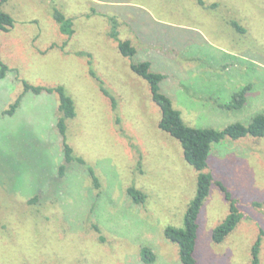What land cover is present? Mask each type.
Listing matches in <instances>:
<instances>
[{"label": "rangeland", "instance_id": "rangeland-1", "mask_svg": "<svg viewBox=\"0 0 264 264\" xmlns=\"http://www.w3.org/2000/svg\"><path fill=\"white\" fill-rule=\"evenodd\" d=\"M201 2L10 0L2 7L15 24L0 32L10 68L0 80V264H146L144 247L152 264H182L164 232L183 228L199 173L159 128L161 109L130 64L148 61L166 76L161 92L190 127L222 130L264 114V0ZM54 7L74 20L72 37L60 32ZM110 17L137 49L133 58L109 37ZM92 74L116 98L115 110ZM23 80L62 86L72 97L77 117L67 122L68 143L93 167L99 189L87 167L64 160L56 93L28 92L13 116L4 114ZM246 86L242 109L223 107ZM204 172L225 185L243 218L222 244L213 242L230 214L214 182L198 219L197 264H250L264 231V137L214 144ZM131 186L145 203L133 202ZM260 258L264 264V237Z\"/></svg>", "mask_w": 264, "mask_h": 264}, {"label": "trees", "instance_id": "trees-1", "mask_svg": "<svg viewBox=\"0 0 264 264\" xmlns=\"http://www.w3.org/2000/svg\"><path fill=\"white\" fill-rule=\"evenodd\" d=\"M10 0H0V32H9L14 27L15 19L10 13L3 11L2 7ZM202 4L201 0H198ZM53 17L59 26V30L62 34L68 36V38L74 35V20L71 17H67L57 7L53 8ZM111 29L109 37L117 42V48L120 53L127 58H133L137 54V49L132 45L129 40H121L119 38L118 26L119 23L114 17H110ZM52 49L54 46L51 47ZM50 48V49H51ZM131 70L139 77L144 79L150 87L151 98L159 106L162 112V117L159 122V128L172 137L177 139L182 148L185 161L191 165L196 171H198L197 178V190L196 195L190 202L187 212L184 217L183 228H177L169 226L165 229L164 236L171 243L175 244L179 248V257L182 264H197L196 250L198 240V219L200 212L210 194L211 185L215 184L224 193L226 199L229 202L230 214L226 220L217 226L212 233V240L215 244L220 245L224 242L228 235H230L240 223L243 218L237 200L228 191L225 185L219 181H214L211 174L205 173L204 170L208 167V159L212 152L214 144H219L225 139L239 140L247 136L253 138L264 137V114L255 116L248 125L242 123H233L228 125L222 130L214 128H193L188 126L179 110L175 109L172 100L164 93L161 92L160 84L166 79V76L162 73H157L151 70V63L148 61L130 64ZM10 71L9 66L2 60L0 50V80L5 79ZM101 84V90L113 104V109H116L117 100L104 87V82L97 77L96 74H92ZM24 86L23 93L12 103L4 114L13 116L20 108L24 95L31 92L35 95H41L42 93L53 94L56 93L59 99L58 107V131L63 141L64 160L66 163L77 162L78 164L87 167L90 177L94 181L97 189L101 187L99 178L96 176L95 170L92 166L87 165L86 161L74 155V150L68 143V121L77 117V109L74 100L66 92L62 86L58 87H45L35 86L25 80L22 81ZM103 83V84H102ZM250 86H246L241 91L237 92L232 101L223 107L227 110H240L242 109L248 99ZM66 165H61L58 169L59 177L65 176ZM128 195L135 204L145 203L147 196L134 186L128 189ZM261 204H258L260 206ZM98 230V228H96ZM99 231V230H98ZM264 237V231L260 230L259 238L252 248V258L250 264H260V252L262 245V238ZM142 260L146 264H152L155 262V255L151 249L144 247L141 250Z\"/></svg>", "mask_w": 264, "mask_h": 264}, {"label": "crops", "instance_id": "crops-1", "mask_svg": "<svg viewBox=\"0 0 264 264\" xmlns=\"http://www.w3.org/2000/svg\"><path fill=\"white\" fill-rule=\"evenodd\" d=\"M248 96H249V94H248ZM248 100V99H247Z\"/></svg>", "mask_w": 264, "mask_h": 264}]
</instances>
